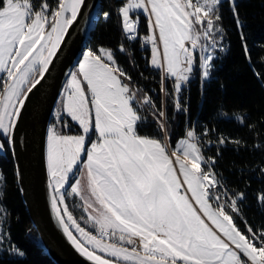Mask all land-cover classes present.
<instances>
[{
  "label": "snow or ice",
  "instance_id": "obj_1",
  "mask_svg": "<svg viewBox=\"0 0 264 264\" xmlns=\"http://www.w3.org/2000/svg\"><path fill=\"white\" fill-rule=\"evenodd\" d=\"M229 2L242 28L235 0ZM222 3L120 0L117 14L129 42L140 39L143 15L150 34L140 46L152 45L151 66L163 69V80L174 81L177 112L188 111L179 96L196 69L206 82L214 52L224 51ZM85 7V0H0V152L14 147L26 101ZM77 63L57 117L63 129L75 123L83 134H63L53 125L47 152L51 208L71 245L90 264H264V228L254 230L246 220V232L238 228L234 216H242L238 204L244 194L230 192L213 171L215 158L202 155L198 134L187 130L170 146L166 111L148 97L138 100L112 50L83 51ZM145 105L151 106L160 136L140 133L148 122ZM93 132L96 139L89 144ZM77 170L86 175V189ZM5 190L6 178L0 176V225L7 219ZM66 197L79 198L74 203L79 218ZM260 200L264 204V194ZM6 236L0 232V251L7 250ZM9 247L10 254L24 255Z\"/></svg>",
  "mask_w": 264,
  "mask_h": 264
},
{
  "label": "trees",
  "instance_id": "obj_2",
  "mask_svg": "<svg viewBox=\"0 0 264 264\" xmlns=\"http://www.w3.org/2000/svg\"><path fill=\"white\" fill-rule=\"evenodd\" d=\"M119 4L120 0H102L87 49L97 51L102 46L112 50L117 64L131 76V81L124 82L137 92L138 100L148 97L156 108L166 111L170 146L183 138L187 130L198 134L203 145L202 155L215 158L213 171L230 192L244 194L243 201L238 204L242 216H234L238 228L246 232L245 220L254 230L264 228V204L260 200L264 194V0H235L242 28L237 26L229 0H223L219 6L221 20L218 26L222 25L224 29L221 40L224 51L214 52L217 59L206 82L201 83V72L197 68L195 78L182 89L179 100L187 112L175 110L177 97L173 82L163 80L161 69L151 66L150 47L140 46L149 34L143 15L138 25L140 39L129 42L117 14ZM104 12L110 13L107 19ZM121 45L124 52L120 51ZM59 100L60 96L50 125H55L63 134H82L78 124L74 123L69 131L58 123ZM144 109L148 122L141 126L140 133L160 136L151 106L145 105ZM237 116L242 122L236 119ZM93 138L94 132L88 143ZM221 139L225 142L219 143ZM0 176L6 178L2 203L6 206L7 216L0 225V232L7 234L2 245L7 250L0 251V264H55L38 243L24 208L10 149L0 152ZM78 199L66 197V203L77 218L81 215V210L74 207ZM9 245L24 255L10 254Z\"/></svg>",
  "mask_w": 264,
  "mask_h": 264
},
{
  "label": "water",
  "instance_id": "obj_3",
  "mask_svg": "<svg viewBox=\"0 0 264 264\" xmlns=\"http://www.w3.org/2000/svg\"><path fill=\"white\" fill-rule=\"evenodd\" d=\"M102 0H85L86 7L52 58L50 70L31 93L15 128L11 155L19 193L38 243L55 264H90L67 240L51 208L47 136L56 102L69 73L87 49L98 21ZM19 173V175H17Z\"/></svg>",
  "mask_w": 264,
  "mask_h": 264
},
{
  "label": "crops",
  "instance_id": "obj_4",
  "mask_svg": "<svg viewBox=\"0 0 264 264\" xmlns=\"http://www.w3.org/2000/svg\"><path fill=\"white\" fill-rule=\"evenodd\" d=\"M86 50H88V49H86ZM85 50V51H86ZM81 58H82V56H81ZM80 58V59H81ZM78 66V63H77V65H76V67ZM76 69V68H75ZM74 69V70H75ZM73 70V71H74ZM70 79V77H68V79H67V81L65 82V84H64V86H63V89H62V91H61V94H60V102L64 99V95H63V93H64V90H65V85L67 84V82H68V80ZM82 134H83V132H82ZM96 139V134L94 133V138L91 140V142L92 141H94ZM90 142V143H91ZM89 143V144H90ZM48 152V136H47V147H46V153ZM47 163H48V159H47ZM81 167H82V165H81ZM76 178H81V183H82V188H84V189H86V185H87V179H86V175L85 176H81V172L80 171H78L77 170V172H76ZM51 179V178H50ZM73 182H75V180L73 181Z\"/></svg>",
  "mask_w": 264,
  "mask_h": 264
},
{
  "label": "rangeland",
  "instance_id": "obj_5",
  "mask_svg": "<svg viewBox=\"0 0 264 264\" xmlns=\"http://www.w3.org/2000/svg\"><path fill=\"white\" fill-rule=\"evenodd\" d=\"M149 34H150V33H149ZM218 39H219V37H218ZM206 42H207V41H206ZM147 45L150 47V50H151L152 45H151V44H147ZM161 47H162V46H161ZM150 60H151V57H150ZM150 64H151V63H150ZM161 71H162V77H163V76H164L163 69H161ZM172 82H173L172 85H173V88H174V81L172 80ZM58 104H59V106H58V108H59V107H60V100H59V103H58ZM57 111H58V110H57ZM57 111H56V115H57ZM52 126H53V125H50L49 128L52 127Z\"/></svg>",
  "mask_w": 264,
  "mask_h": 264
},
{
  "label": "built area",
  "instance_id": "obj_6",
  "mask_svg": "<svg viewBox=\"0 0 264 264\" xmlns=\"http://www.w3.org/2000/svg\"><path fill=\"white\" fill-rule=\"evenodd\" d=\"M168 80H169L170 82L172 81V79H168ZM188 84H189V83H188ZM188 84H187L185 87H187V86H188ZM185 87H184V88H185ZM174 94H175V93H174ZM175 96H176V94H175Z\"/></svg>",
  "mask_w": 264,
  "mask_h": 264
}]
</instances>
